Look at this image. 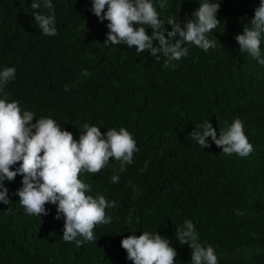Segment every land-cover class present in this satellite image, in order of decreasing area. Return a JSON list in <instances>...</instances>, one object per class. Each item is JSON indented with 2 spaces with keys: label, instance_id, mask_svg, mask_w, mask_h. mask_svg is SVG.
<instances>
[{
  "label": "trees",
  "instance_id": "obj_1",
  "mask_svg": "<svg viewBox=\"0 0 264 264\" xmlns=\"http://www.w3.org/2000/svg\"><path fill=\"white\" fill-rule=\"evenodd\" d=\"M151 2L161 19L181 22L204 2L220 3V24L208 33L216 47L188 45V55L165 68L163 55L123 44L105 48L107 21L92 13V0H52L51 37L36 26L32 0H0V71L16 69L0 99L34 113L33 124L54 119L77 141L87 123L102 134L125 128L137 147L124 171L110 158L98 173H80L90 185L86 195H103L115 206L105 209L111 223L97 225L96 240L79 247L62 240L56 205L46 204L41 218L28 215L14 194L23 177L5 181L10 203L0 202V264H133L121 241L145 231L170 241L174 264H191V249L175 235L185 220L202 245L214 248L218 264H264V65L240 53L235 39L250 27L260 0H166L164 9L160 0ZM236 118L253 145L248 157L223 154L211 137L203 149L190 137L209 120L219 138Z\"/></svg>",
  "mask_w": 264,
  "mask_h": 264
},
{
  "label": "clouds",
  "instance_id": "obj_2",
  "mask_svg": "<svg viewBox=\"0 0 264 264\" xmlns=\"http://www.w3.org/2000/svg\"><path fill=\"white\" fill-rule=\"evenodd\" d=\"M42 6L51 10L50 14L42 13ZM166 6V0H160L159 7L164 9ZM30 8L39 10L32 12L38 29L49 37L57 35L52 0H32ZM219 8L220 3L204 2L191 18H185L183 22L176 16L161 19L151 0H92L91 11L99 22L107 21L109 31L103 44L105 48L123 44L128 48L135 47L137 53L149 52L157 59L163 55L167 58L164 67L168 68L175 67L173 61L188 55V45H195L205 52L216 47L217 39H210L208 33L220 24L217 19ZM165 24L170 25L172 30L167 31ZM145 26L152 29L151 36L146 33ZM262 36L264 0H260L259 6L254 9L250 27H244L243 34L235 37L240 53H247L260 65H264ZM154 41H158V46H153ZM15 72L14 67L0 71V92L14 79ZM82 75L88 76L89 73L84 70ZM65 91H68L67 85ZM33 119L34 113L22 112L19 102L0 99V202L5 205L10 203L5 181H13L21 175L22 187L14 194L19 197V204L26 214L40 218L46 216L45 205L51 203L56 205L54 218H64L63 241H75L79 247L86 241L96 240L93 229L97 225L111 223L105 209L114 207L115 202L107 201L103 195L95 198L86 195L90 185L83 182L79 175L81 172L98 173L110 158L119 161L120 171H124L137 151L136 141L125 128L118 131L108 129L102 134L99 127L87 123L83 125L85 131L77 141L54 119L40 118L34 124L31 123ZM190 137L203 149L211 146L208 143L211 137L212 143L225 155L236 154L244 158L253 152V145L245 135L240 118H236L227 131L220 130L219 138L209 120L196 127ZM16 164L19 167L12 170ZM111 179L116 183L119 175H113ZM175 235L180 244H186L191 249V264H218L214 248L199 242L191 220H185ZM78 236L83 240L77 239ZM121 247L133 264H174L177 256L170 241L158 232L145 231L139 236H128L122 239Z\"/></svg>",
  "mask_w": 264,
  "mask_h": 264
}]
</instances>
